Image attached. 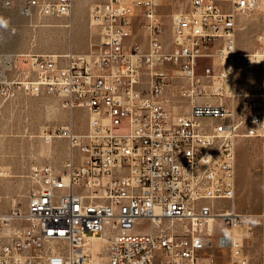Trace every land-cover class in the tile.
<instances>
[{"label": "built area", "instance_id": "1", "mask_svg": "<svg viewBox=\"0 0 264 264\" xmlns=\"http://www.w3.org/2000/svg\"><path fill=\"white\" fill-rule=\"evenodd\" d=\"M16 3L39 22L74 6L0 9ZM189 4L170 43L160 0H104L89 6L88 52H0L1 98L45 93L85 111L84 128L72 117L45 135L65 139L68 157L31 168L26 207L0 211V264H101L94 238H107L106 264H212L213 248L252 264L236 231L264 214L237 210V153L264 136V49L239 50L236 31L260 0ZM136 22L146 44L129 41Z\"/></svg>", "mask_w": 264, "mask_h": 264}, {"label": "rangeland", "instance_id": "2", "mask_svg": "<svg viewBox=\"0 0 264 264\" xmlns=\"http://www.w3.org/2000/svg\"><path fill=\"white\" fill-rule=\"evenodd\" d=\"M83 1L74 0L70 14L41 22L23 16L17 3L0 9V52H88L91 43L97 41L98 31L90 26L89 10L80 3ZM88 1L92 5L104 0ZM160 1L159 16L165 40L170 43L172 16L187 9L190 0ZM129 41L147 43L144 30L137 22L132 25ZM236 43L239 50L264 49V0H260L254 11L238 15ZM72 117L77 122V129L85 127V111L75 109ZM70 118L71 111L55 95L20 93L8 100L0 96V211H8L13 206L26 207L30 188L28 175L34 165H60L68 157L65 139L55 138L48 142L45 135L67 124ZM235 202L240 212L264 214V136L242 138L239 142ZM222 203L229 205L230 202ZM217 225L218 232L227 231ZM236 232L247 234L244 246L251 263L264 264V218L253 222L249 234L245 228H238ZM106 246L107 240L99 241L92 252L97 257L93 256L94 261L107 263ZM211 252L214 253L212 264H229L225 251L213 248Z\"/></svg>", "mask_w": 264, "mask_h": 264}, {"label": "bare ground", "instance_id": "3", "mask_svg": "<svg viewBox=\"0 0 264 264\" xmlns=\"http://www.w3.org/2000/svg\"><path fill=\"white\" fill-rule=\"evenodd\" d=\"M258 7H259V6H258ZM92 28H93V27H92ZM93 29H94V28H93ZM70 119H72V112H71V118H70ZM100 240L106 241L107 238H104V239H102V238H94V239H92V244L88 246L91 252H94V248H95L96 246H98ZM96 249H97V247H96ZM93 254H94L93 256H94L95 258H97V257L95 256V253H93ZM97 255H98V254H97ZM97 260H98V259H97ZM93 261H94V260H93ZM98 261H99V260H98ZM94 262L98 263L97 261H94Z\"/></svg>", "mask_w": 264, "mask_h": 264}, {"label": "crops", "instance_id": "4", "mask_svg": "<svg viewBox=\"0 0 264 264\" xmlns=\"http://www.w3.org/2000/svg\"><path fill=\"white\" fill-rule=\"evenodd\" d=\"M80 3H82V4H85V7H86V11H87V9L89 10V5H90V1H88V0H85V1H83V2H80ZM241 51H245V50H250V48H242V49H240Z\"/></svg>", "mask_w": 264, "mask_h": 264}]
</instances>
